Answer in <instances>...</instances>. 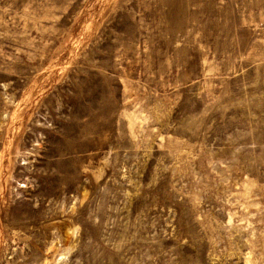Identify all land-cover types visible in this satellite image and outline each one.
<instances>
[{
  "label": "rangeland",
  "instance_id": "374dc122",
  "mask_svg": "<svg viewBox=\"0 0 264 264\" xmlns=\"http://www.w3.org/2000/svg\"><path fill=\"white\" fill-rule=\"evenodd\" d=\"M0 264H264V0H0Z\"/></svg>",
  "mask_w": 264,
  "mask_h": 264
}]
</instances>
